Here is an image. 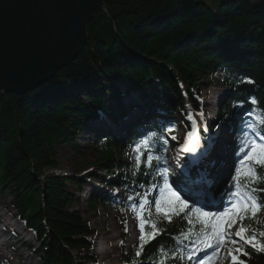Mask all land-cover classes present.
<instances>
[{
  "label": "trees",
  "instance_id": "1",
  "mask_svg": "<svg viewBox=\"0 0 264 264\" xmlns=\"http://www.w3.org/2000/svg\"><path fill=\"white\" fill-rule=\"evenodd\" d=\"M212 1L213 8L199 0H112L93 13L83 51L69 67L22 96L0 97V194L11 199L18 222L33 233L39 247L28 250L40 264L98 262L96 230L71 209L79 200L70 195L68 184L81 187L83 182L45 172L58 170V149L77 146L88 122L107 116L117 124L123 118L125 110L115 109L112 101L121 106L122 99L136 92L141 99L151 100L147 104L151 111L161 100L165 112L183 116L188 104L200 127L199 114L204 113L197 99L200 88L218 75L228 94L221 120L238 106L264 135V126L249 115L255 108L254 115L264 116V0ZM253 98L256 105L251 103ZM154 121L158 120H148L125 144L108 137L92 150L97 165L116 179L113 184L104 180L111 189L136 196L163 179L160 159L169 146L160 142L165 133L170 134L158 123L154 126ZM153 132L155 137L149 135ZM139 140L147 141L140 148V166L129 168L123 156ZM149 154L154 158L145 167ZM260 172L264 175V169ZM257 187L264 188V183ZM260 197L264 199V193ZM98 206L121 213L127 207L112 202L105 192L89 198L88 207L96 215ZM154 221L160 235L144 245L140 256L124 257L123 262L190 264L186 252L200 226L189 225L185 213L173 216L171 222L158 214ZM244 223L250 229H264V211ZM190 227L192 233L185 238L181 233ZM245 250L250 253L241 257L246 264H264V253ZM173 253L184 259L174 258Z\"/></svg>",
  "mask_w": 264,
  "mask_h": 264
},
{
  "label": "rangeland",
  "instance_id": "2",
  "mask_svg": "<svg viewBox=\"0 0 264 264\" xmlns=\"http://www.w3.org/2000/svg\"><path fill=\"white\" fill-rule=\"evenodd\" d=\"M199 1H204L205 3L209 4L211 8H213L212 3H215V1L212 0ZM119 87L121 88V90H123V86L119 85ZM181 87L183 92H185V87ZM200 89L203 93L199 96V98L197 97V99L204 105V107L205 105H207V108H204L206 114L205 116L204 113L202 114L204 117H201V121L204 122L203 124L207 123L206 126H208L210 122L212 124L215 123L216 119V123H218L216 134L221 135L220 140L218 139L212 149L214 152H212V150L210 151L212 159H214L215 157V152H218V154L220 153L222 141L225 145V147H223V149L225 150L224 155L218 156V158L221 159L220 162H218L219 165L210 168V174L215 176V173L218 170H221V173H225L231 169L230 163L232 166L231 160L232 152L234 150V143L231 140V135L234 129L233 126H235L236 129V126L238 124L237 119L241 114H243V111L237 106L234 108V112H232L231 115L220 120L219 115L216 114L215 110L217 105L219 109V104L224 103V98H226L228 94L221 86V81L218 75L213 77L212 84H204ZM149 103H151V100L141 99L136 92L130 95L129 98L122 99L120 102L121 106L118 105L119 103L112 101V106L115 109L123 108L125 110L124 115H122L123 118L120 119L118 125H115L116 131L114 130L113 123L108 119H104L105 116H102L99 120H92L88 122L84 127V131L77 137V146L62 145L58 149V170H47L45 172L46 176L58 175L67 178H77L79 182H83V185L81 187L76 186L74 183L68 184V191L70 195L79 200V202L74 204L71 209L79 211L83 219L89 223L91 229L97 231V234L93 238V242L94 255L98 260V264H123L124 257H137L134 251L136 249H139L140 244V221L137 218V213H141L145 220L154 221L157 218L158 214L155 211L154 200L152 199L153 197H160V189L163 187L162 185V187L156 188V191H154V187L143 189L141 194H138L137 197H134V195H125L124 193L122 194V192H120L119 195L123 196L125 200L122 198H118L117 196L113 197V195L110 193H106L107 196L112 197V200L110 199L112 202L122 201L121 203L127 206L126 210L123 213L119 212L113 207L104 206L97 207V215L94 212L90 211L88 207L87 195L89 196L92 192L95 191L91 186L92 182L95 180V184H97V181L100 178H103L106 175L108 176V174H105L100 166L97 165L96 162L98 160V157L92 151L96 147V144L104 140L105 138H115L119 143L125 144L133 133L137 131L141 132V126L146 124L148 120H158V123L160 124L159 126L161 128H172L173 131L169 132L170 136H166L165 134L166 137L164 136L160 142V144L169 146L165 154L161 156L160 159L163 164L162 168L167 169L166 177L168 180V184L171 185L174 189L181 190L182 196L189 197L190 206L200 207L201 205H203L205 211L214 212L210 210L209 206L214 205V203H218L214 199H211L213 195L210 194V192L208 193V195H206V189H201L202 192H199V189L195 188L197 186L196 184H199L197 180L191 181L192 188H189L185 182L187 180H184L183 176L182 178L179 176L178 165L186 161V157H184L185 155L182 154L181 147H183L187 139H189L187 130L189 129V125L192 124L191 120L188 119V114L190 113L189 106L186 105V116H183L178 114L177 112H174L172 114L169 112H165L163 102H161V100L156 106L155 111H151L149 108H147V104L149 105ZM209 109H211L212 112H209ZM196 122L198 124L197 119ZM155 124L156 122L154 121L153 125L155 126ZM109 125H111V127L113 128L110 129ZM193 126H195V124H193ZM130 127H133L132 130L128 133H125ZM102 130L104 131L102 132ZM214 130L215 129L211 130L210 133H212V131ZM92 131H96V133L102 132L103 135H90L89 133ZM226 131L228 132V134H226ZM247 134L249 136L254 135L250 131V129L247 130ZM118 136L120 138H118ZM173 136H175L176 139H172ZM227 141L230 142V146ZM240 144L239 147L237 146L236 148L237 151L240 148ZM137 145H139L141 148L145 146V143L142 140L133 141V144L130 145L127 149L128 151L126 155L123 156L122 160L129 168H131V166H135L136 168L140 166V162L139 165H137L136 160L137 155H139L140 158L142 156L140 148L138 152L134 151ZM228 155L230 161L227 163L224 161ZM233 159L238 163V158L234 157ZM237 163H235L234 165L230 179L232 178V175L235 174V167ZM196 164H199V162L197 161ZM147 166L148 162L145 164V167ZM202 166L207 167L205 166V164H202ZM114 172L116 173L117 171ZM162 178H165L164 172ZM212 180H215V178H213ZM107 191L110 192L111 190L107 189ZM186 191L190 194H187ZM191 192L192 195L197 197L196 200L191 198L193 197L191 195ZM129 197H131V199H129ZM141 200L147 201V206L144 209L139 208ZM217 200L219 201V199ZM213 208L217 207L214 206ZM123 219L125 220L127 228V231L125 232V235H127V237L124 238L122 228H120V225L123 223ZM18 221L19 220L17 219L16 214L11 207V199L6 194H0V264H40L39 260L36 259L31 251L28 250V247H31L34 250L38 249L39 247L33 233L30 231L29 233L24 231V224ZM238 227L239 226L234 225L231 229V232L233 233V239H236L234 233ZM148 228L151 227L146 224L145 231H147ZM261 230H257V233ZM15 231L20 234V236L16 235L17 240L13 235H11ZM229 247L236 246L226 244L223 248L220 249L217 257L214 260L209 261L208 264H231V258L226 256V250ZM208 250L209 249H207L206 251ZM104 252H106V254H104ZM203 256V252H200L196 255L195 261L197 262V264L198 260Z\"/></svg>",
  "mask_w": 264,
  "mask_h": 264
},
{
  "label": "snow or ice",
  "instance_id": "3",
  "mask_svg": "<svg viewBox=\"0 0 264 264\" xmlns=\"http://www.w3.org/2000/svg\"><path fill=\"white\" fill-rule=\"evenodd\" d=\"M251 103L256 105V99L253 98ZM256 111L253 108L249 115L253 117L254 121L264 126V116L254 115ZM199 115L202 116V113ZM188 119H193L191 113L188 114ZM247 128L253 133H257L256 124L252 121L247 122ZM165 131L171 132L173 129L167 128ZM149 135L155 137L157 134L153 132ZM187 135L188 137H192L193 132H189ZM172 139H176V137L173 136ZM139 148L140 146L137 145L134 151L138 152ZM192 150L194 149L189 148L187 145L184 146V151ZM153 158L149 154L147 162L151 163ZM136 160L137 165H139V155H137ZM261 169H264V135H256L254 138L245 133L239 148L235 174L232 175L235 190L229 189L232 199L223 211L217 212L205 211L203 205L200 207H190V198L182 196L181 190L174 189L168 184L166 177L167 169L163 170L165 173V183L160 189V197L153 198L156 213L162 215L169 222H171L173 216L185 213V218L188 220L189 225L195 223L200 226L196 234L197 246H194L193 250L187 255L188 260L194 259L197 253L203 252L204 256L198 260V264H208L209 261L217 257L220 249L226 244L236 246L229 247L226 250V256L231 258V264H246V261L241 258L250 255L245 250L246 248H250L256 253H264V230L257 233L256 229L250 230L249 226H246L244 223L245 220H255L258 214L264 211V199L260 197V193H264V188L257 187V185L264 183V175H261ZM146 206L147 201L141 200L139 208L144 209ZM137 218L140 221V244L136 255L140 256L144 245L160 235V229L157 227V222L145 220L141 213H137ZM146 224L151 227L152 231H145ZM237 224H239V227L234 233L236 239H233L231 229ZM191 233L192 228L190 227L187 233H181V235L189 238ZM207 249H213V251L209 253L206 251ZM162 255L165 258L167 257V253H162ZM173 257L180 260L184 259L183 255L177 256L176 253H173ZM160 264H164V261L161 260Z\"/></svg>",
  "mask_w": 264,
  "mask_h": 264
},
{
  "label": "water",
  "instance_id": "4",
  "mask_svg": "<svg viewBox=\"0 0 264 264\" xmlns=\"http://www.w3.org/2000/svg\"><path fill=\"white\" fill-rule=\"evenodd\" d=\"M112 0H0V97L22 96L83 51L95 10Z\"/></svg>",
  "mask_w": 264,
  "mask_h": 264
},
{
  "label": "bare ground",
  "instance_id": "5",
  "mask_svg": "<svg viewBox=\"0 0 264 264\" xmlns=\"http://www.w3.org/2000/svg\"><path fill=\"white\" fill-rule=\"evenodd\" d=\"M203 91H204V89H203ZM207 92V91H206ZM205 92V93H206ZM203 93V92H202ZM220 98V97H219ZM225 102V101H224ZM224 104V103H223ZM188 105V104H187ZM189 106V105H188ZM218 106V105H217ZM189 108H190V106H189ZM204 108H207V105H205V107ZM222 110V106H221V109H217V107H216V110H215V112H216V114H218L219 115V118H220V120H221V111ZM130 112H132V111H130ZM191 114H192V117H193V122L195 123V126H197L198 127V124H197V122H196V119H195V117H194V115H193V113L191 112V108H190V111H189ZM209 112H212V110L211 109H209ZM205 114H206V112L204 111V116H205ZM203 115L201 116V117H204ZM187 118V117H186ZM199 120V122H200V125L202 124V125H204L203 123H201V118H199L198 119ZM215 122H216V119H215ZM132 128L133 127H130L128 130H127V132H125V133H128L129 131H131L132 130ZM199 128V127H198ZM104 130H102V132H103ZM121 131V130H120ZM98 132V131H97ZM102 132H99V133H96V131H92V133H95V134H101V135H103V133ZM209 133V135H210V137L207 139L208 140V145H211L212 144V146L210 147V150L206 153V158H207V163L208 164H206V163H203V162H201V161H198L197 159H196V150L194 149V145L192 146V148L194 149V150H192V151H184V149H182V154L183 155H185L184 157H186V161L185 162H183V163H181V164H179L178 165V168H179V176L182 178V176H183V179L184 180H187L189 177L188 176H186L187 175V172H185L184 171V168L185 169H189V166L191 167V166H194L195 164L194 163H197V161L199 162V166H202V164H205V166H207V168H208V170H204V172L206 173L205 174V178H208V179H213V178H215V180L216 179H220L221 178V180L223 179H225V175H224V173H221V170H218L216 173H215V176L214 175H212V174H210V168H212V167H215L216 165H219L218 164V162H220V160L221 159H219L218 158V156H221V155H224V152H225V150L223 149V147H225V145H224V142L222 141V143H221V149H220V153L218 154V152L216 153L215 152V154H214V159H212V156H211V153H210V151L213 149V147H214V145H215V143L218 141V139L220 140V138H221V135H218V134H216V132H214V131H212V133H210V131L208 132ZM114 134H115V132H114ZM212 134V135H211ZM226 134H228V132L226 131ZM128 136H129V134H128ZM213 138V140H212V138ZM228 142V144H229V146H230V142L229 141H227ZM226 146H227V144H226ZM212 152H214L213 150H212ZM209 154H210V156H209ZM201 156V155H200ZM230 161V159H229V155L226 157V159H225V161L224 162H229ZM232 161V160H231ZM183 164V165H182ZM163 165V164H162ZM181 165V166H180ZM162 167V166H161ZM202 167H204V166H202ZM230 168H231V163H230ZM229 171V170H228ZM223 174V175H222ZM222 175V176H221ZM163 176V175H162ZM186 178V179H185ZM222 180V181H223ZM194 181V180H193ZM186 182V185L189 187V188H192V183L190 182H188V181H185ZM207 182V181H206ZM208 183V182H207ZM197 186L195 187L196 189H199V192H202V190L201 189H206L205 188V183L204 184H202V185H200V184H196ZM201 190V191H200ZM207 190V189H206ZM208 191V190H207ZM186 193L187 194H190V193H188L187 191H186ZM207 193L208 192H206V195H207ZM123 194V193H122ZM191 195H192V192H191ZM193 197H191L192 199H194V200H196L197 199V197L196 196H194V195H192ZM134 197H137V195L136 196H134ZM198 201V200H197ZM214 206H216L217 208L220 206V204L219 203H214V205H211L210 207L211 208H213ZM23 230L24 231H26L25 229H24V227H23ZM16 233H18L17 231H15ZM27 232V231H26ZM28 233V232H27ZM19 234V233H18Z\"/></svg>",
  "mask_w": 264,
  "mask_h": 264
}]
</instances>
